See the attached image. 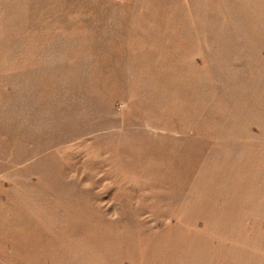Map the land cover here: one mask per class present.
I'll list each match as a JSON object with an SVG mask.
<instances>
[{
	"label": "rangeland",
	"instance_id": "1",
	"mask_svg": "<svg viewBox=\"0 0 264 264\" xmlns=\"http://www.w3.org/2000/svg\"><path fill=\"white\" fill-rule=\"evenodd\" d=\"M0 264H264V0H0Z\"/></svg>",
	"mask_w": 264,
	"mask_h": 264
}]
</instances>
